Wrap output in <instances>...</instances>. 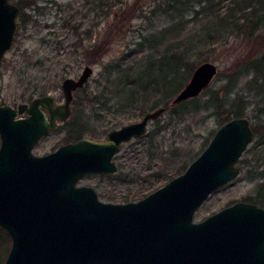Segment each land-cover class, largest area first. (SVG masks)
<instances>
[{"label":"water","instance_id":"1","mask_svg":"<svg viewBox=\"0 0 264 264\" xmlns=\"http://www.w3.org/2000/svg\"><path fill=\"white\" fill-rule=\"evenodd\" d=\"M19 12L15 2L0 0V65ZM218 72L214 62L200 63L170 106L199 96ZM93 73L87 65L79 78H64V103L47 93L18 107L0 104V227L11 238L3 264H264V207L240 200L195 220L202 204L241 174L255 135L246 115L220 125L184 172L125 203L103 201L79 180L116 173L121 144L147 134L167 106L112 129L106 140L83 136L34 153L70 117L74 91Z\"/></svg>","mask_w":264,"mask_h":264},{"label":"rangeland","instance_id":"2","mask_svg":"<svg viewBox=\"0 0 264 264\" xmlns=\"http://www.w3.org/2000/svg\"><path fill=\"white\" fill-rule=\"evenodd\" d=\"M11 1L18 5L20 0ZM23 1L31 5L20 10L13 44L0 65V104L17 107L23 102L28 103L33 86L44 79L43 84L51 86L47 93L53 94L57 102H63L61 85L64 78L78 76L90 63L94 73L86 85L75 93L73 114L65 124L79 122L84 126L82 132H86L82 136L95 140H106L109 131L142 119L146 112L154 110L153 107L165 106L166 100L170 104L194 71L188 72L187 66L195 69L204 61L217 64L219 72L209 88L220 90L231 76L242 70V56L250 51L251 42L244 35L226 39L218 33L219 37L209 39L208 29L211 30L220 21L214 15L203 13L202 4L196 0ZM223 4L225 0L221 2ZM21 19L25 22L22 23ZM258 34L262 40L264 27ZM144 39H148L144 51L129 55L131 49L137 48ZM101 40H106L108 47L98 58L95 45ZM181 54L184 61L181 65L184 67L180 65L178 73H175L185 76L180 89L167 95L161 85L155 93L147 96L144 112L142 107L134 108L137 105L132 103L135 91L154 77L161 78L158 65L153 66V62ZM252 75L240 74L238 79L236 77L227 98L232 99L236 94L245 98V115L251 118L253 126L260 125L263 138L264 85H251ZM171 85L174 89V82ZM208 96H199L198 108L191 104L193 111L186 115L188 117L179 119L166 110L158 120L167 119L168 124L157 138L153 141L133 138L121 144V150L114 158L118 166L116 173L89 174L79 180V184L94 187L99 198L108 202L125 203L126 197L136 201L147 195L149 190L144 191L142 179H138L141 176L133 174L142 172L146 167V144L180 147L182 154L176 164L187 161L189 165L204 150L206 138L220 126V116L212 109H203ZM95 99L97 102H94ZM156 120L150 123L147 134L153 130ZM258 139L254 137L239 162L241 174L202 204L195 213L196 221L236 201L253 202L262 179L248 175V170L255 163L243 164L242 161L252 158L250 150L264 148V145L254 148ZM70 140L75 139L70 138L67 128L60 123L56 130L39 141L34 153L43 155L52 152ZM253 170L259 173L264 166ZM256 204L264 207V204ZM10 247V236L4 237L0 244V260L6 259Z\"/></svg>","mask_w":264,"mask_h":264},{"label":"trees","instance_id":"3","mask_svg":"<svg viewBox=\"0 0 264 264\" xmlns=\"http://www.w3.org/2000/svg\"><path fill=\"white\" fill-rule=\"evenodd\" d=\"M198 3L202 4L203 13L207 12L209 15H214L219 21L220 24L214 25L211 30L208 29L207 33L210 38L226 37L229 39L230 36L240 37L244 35L246 40L250 43V51L244 54V60L240 67L239 73H235L231 76L229 82L222 86L220 90L214 91L210 88H207L201 94H209L208 98L205 99L203 104V109H212L218 116H220V125L230 120L233 117L245 116L246 110V100L239 94H236L232 99L227 98V95L231 93L233 89V81L234 79H238L240 74L252 75L251 85H264V37L260 40L258 32L264 27V0H225V4L221 5V2L224 0H196ZM20 10H22L26 6H30L31 4L24 2L23 0L19 1ZM199 12V11H197ZM22 18V16H21ZM22 23L25 22V19H21ZM148 39H144L143 41L138 43V47L131 49L129 55H133L134 53H138L140 51H144L146 48V42ZM221 40H224L223 38ZM255 43V44H254ZM254 44V46H252ZM97 47V48H96ZM108 44L106 40L99 41L95 48L98 52V58L102 56L107 50ZM256 50L255 53H253ZM183 55H174L164 57L158 60L157 63L153 62L154 65H158V70L161 72V78L154 77V79L143 83L138 90L135 91L134 97H132V103H137L136 107H142V111H145V103L146 98L151 93H155L161 85L165 87V91L167 95L172 91H177L180 89L182 84H184L185 76L175 74L178 73V68L182 64L183 65ZM181 65V68L184 66ZM188 72H192L194 67H186ZM243 71V73H241ZM182 73V72H180ZM50 79V78H49ZM46 80V79H44ZM44 80H40L39 83L33 86V91L30 93L29 98L32 99L36 95L45 94L49 91L50 85H44ZM174 82L175 88L172 89V85ZM222 93V94H221ZM200 94V95H201ZM199 95V96H200ZM199 96L188 99L184 102H181L175 106H170L168 100L165 101L163 105L167 106V110L170 113L181 119L182 116L188 117L186 115L192 114L193 109H190L191 104H195L194 107L198 108V102L200 100ZM94 102H97L95 99ZM156 107H153L155 109ZM156 124L151 132H149L146 136L141 138H147L148 141H153V139L157 138L162 130L166 128L168 124L167 119L164 120H156ZM184 121V120H183ZM84 127V126H83ZM82 125H76L72 129L68 130V134L71 139H79L83 137V134L86 132H82ZM163 127V128H162ZM254 137H259L258 141L255 143V147H261L264 145V137L261 138V130L260 125H254ZM215 133V132H214ZM212 135L206 138L205 145L203 149L208 145ZM147 145L145 150L147 156V164L146 167L140 173H133L138 179H142V186L144 184V191L149 190V192L157 189L164 182H167L177 174L183 172L188 165L187 161H184L182 164H176L177 158L180 157L181 148L180 147H172L166 148L160 144H157L156 147L151 144ZM249 151V150H248ZM252 153V158H247L243 160V164L248 162H253L252 168L248 170V175L252 178H260L262 179L259 183L256 198L253 199V202L264 204V170L259 173L254 172L253 168H260L262 165L264 166V148H259L257 151L250 150ZM261 162V164H259ZM178 165L176 167V165ZM176 169L174 172L173 170ZM145 172L146 174H142ZM146 182V183H145ZM142 193L141 195H143ZM146 195V194H145ZM143 195V196H145ZM246 200H251L247 198ZM126 201H130L129 197H126ZM4 237H8V234L5 230L0 227V244ZM3 259V258H2ZM0 260V264L4 263V259Z\"/></svg>","mask_w":264,"mask_h":264},{"label":"flooded vegetation","instance_id":"4","mask_svg":"<svg viewBox=\"0 0 264 264\" xmlns=\"http://www.w3.org/2000/svg\"><path fill=\"white\" fill-rule=\"evenodd\" d=\"M18 6H19V5H18ZM15 33H16V32H15ZM93 49H94V47H93ZM92 51H93V50H92ZM87 65L92 66L90 63H88V64H86V65L84 66V68H85ZM92 67H93V66H92ZM84 68H83V70H84ZM83 70H82V72H83ZM82 72H81V73H82ZM81 73H80L78 76H75L74 78H79V76L81 75ZM92 75H93V74H92ZM92 75H91V76H92ZM90 78H91V77H90ZM90 78H89V80H90ZM89 80H88V81H89ZM88 81H87V82H88ZM87 82H86V83H87ZM86 83H85V85H86ZM85 85H84V86H85ZM84 86H83V87H84ZM83 87H81V88H79V89H77V90L74 91V97H73V101H72V103H71L72 113H71L70 117H69L67 120H65V121H58L57 128L59 127L60 123H63V127H64V128H67V130L72 129V128L75 127L76 125H80L79 122H77V123H75V124H73V125H66L65 123L68 122V121L70 120V118L72 117V114H73V102H74V99H75V93H76L78 90L82 89ZM41 95H42V94H41ZM36 96H38V95H36ZM36 96H34V97H33L28 103H30V102H31ZM63 96H64V95H63ZM55 98H56V97H55ZM64 102H65V97H64V101H63V102H62V101H61V102H57V99H56V104L64 103ZM17 107H18V106H17ZM20 116H23V117H24V116H27V114H26V113H25V114H22V115L20 114ZM138 121H139V120H138ZM57 128H56V129H57ZM56 129H55V130H56ZM49 134H50V133H49ZM106 139H107V138H106ZM70 141H75V140H70ZM68 142H69V141H68Z\"/></svg>","mask_w":264,"mask_h":264}]
</instances>
